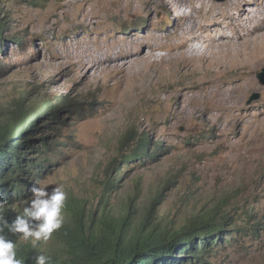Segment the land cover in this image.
<instances>
[{"label": "rangeland", "instance_id": "1", "mask_svg": "<svg viewBox=\"0 0 264 264\" xmlns=\"http://www.w3.org/2000/svg\"><path fill=\"white\" fill-rule=\"evenodd\" d=\"M200 1L0 0V122L41 116L31 140L52 144L43 181L49 192L64 185L62 229L77 204L91 221L104 210L126 217L127 241L143 229L158 236L227 221L243 234L210 264H264V0ZM183 52L216 63L203 56L189 71L172 62ZM206 85L231 87L236 102L217 106ZM68 101L80 109L62 107ZM53 107L63 125L47 126ZM59 233L41 249L63 258Z\"/></svg>", "mask_w": 264, "mask_h": 264}, {"label": "trees", "instance_id": "2", "mask_svg": "<svg viewBox=\"0 0 264 264\" xmlns=\"http://www.w3.org/2000/svg\"><path fill=\"white\" fill-rule=\"evenodd\" d=\"M3 31L0 26V50L4 45ZM69 106L74 111L80 109L79 105L69 101L62 104L65 108ZM57 107L49 110L52 115L47 126L66 122L58 118ZM33 119L29 122V116H26L0 122V199L6 202L4 215L9 222L16 218L11 215V207L29 198L27 189L30 191L33 183L43 181V175L51 166L46 151L52 144L46 137L39 140L38 147L32 145L31 137L38 131L36 127L41 116ZM138 146L141 148L139 155L149 157L148 143L141 140ZM156 153L157 150L153 152ZM73 209L71 225L59 229L67 255L63 258L49 255L50 264H210L215 250L225 249L243 234L241 226L228 229L227 221L203 220L165 235L157 236L155 228L143 229L144 237L139 235L127 241L126 217L115 219L104 210L99 219L91 221L85 217L84 208L77 204ZM5 234L17 242V258L23 259L24 264H34L37 253L26 249L23 242L7 230Z\"/></svg>", "mask_w": 264, "mask_h": 264}, {"label": "clouds", "instance_id": "3", "mask_svg": "<svg viewBox=\"0 0 264 264\" xmlns=\"http://www.w3.org/2000/svg\"><path fill=\"white\" fill-rule=\"evenodd\" d=\"M30 191L31 197L11 222L4 215L6 202L0 199V264H24L23 259L17 258V242L9 239L5 230L37 250L34 264H50L51 257L41 249V244L63 226L67 193L63 184H56L49 192L44 181H37Z\"/></svg>", "mask_w": 264, "mask_h": 264}, {"label": "bare ground", "instance_id": "4", "mask_svg": "<svg viewBox=\"0 0 264 264\" xmlns=\"http://www.w3.org/2000/svg\"><path fill=\"white\" fill-rule=\"evenodd\" d=\"M199 2H201L200 0H199ZM202 3H204V2H201V4ZM166 4V3H165ZM167 5V4H166ZM195 27V26H194ZM185 29V28H184ZM262 29V28H261ZM181 30V29H180ZM179 30V31H180ZM182 31H183V33L185 32H188V31H190L189 29L187 30H183V28H182ZM254 31V30H253ZM259 31V30H258ZM263 32V31H262ZM193 33V32H192ZM188 34V33H187ZM185 35V34H184ZM253 35H256V34H253ZM187 36H189V35H187ZM191 36V35H190ZM248 36V35H247ZM251 37V36H250ZM256 37H260V36H256ZM256 37H253V38H256ZM263 37V36H262ZM223 38V37H222ZM191 39V38H190ZM260 39V38H259ZM258 39V40H259ZM245 40H246V38H245ZM250 40H252V39H249V41ZM256 40L257 39H255L254 41H253V50L255 51V50H257L258 49V47L259 46H257L256 44H255V42H256ZM219 41V40H218ZM247 41H248V39H247ZM261 41V40H260ZM260 41H258V43H260ZM211 43H212V41H211ZM245 44L247 43V42H244ZM185 44V43H184ZM183 44V45H184ZM215 44V43H214ZM214 44H210V46H209V48H211V49H213L214 47H215V45ZM251 44V43H250ZM206 45V44H205ZM209 45V44H208ZM207 45V46H208ZM247 46H249V45H247ZM252 46V45H251ZM232 47V46H231ZM246 46L244 45V47H243V51L242 52H244V50L246 49V48H248V47H246ZM181 48H182V45H181ZM202 48V47H201ZM232 49H233V47H232ZM230 50H231V48H230ZM235 50V49H234ZM260 50V49H259ZM263 50V49H262ZM210 51V50H209ZM235 51H237V50H235ZM235 51H232V52H226L225 54H224V56L225 55H230V54H233V52L235 53ZM207 52H208V50H207ZM251 52V51H250ZM260 52V51H259ZM258 52V53H259ZM204 53H206V52H204ZM209 53V52H208ZM257 53V52H256ZM257 53V54H258ZM235 54H238V53H235ZM239 54H240V51H239ZM246 54V53H245ZM254 54V53H253ZM234 55V54H233ZM232 55V56H233ZM247 55V54H246ZM263 55L264 54H262V57H263ZM203 56H205V54H203V52L202 53H196V54H194V55H192V56H190V55H188L187 53H180L179 55H176L175 57H173L172 59V62L173 63H175V64H186V66L188 65L189 66V69H187L186 68V70H189V71H191V67L193 66V64H195V62H196V60H198L200 57H203ZM231 56V57H232ZM240 56V55H239ZM238 56V57H239ZM241 56H243V54L241 55ZM250 56H251V54H250ZM214 57H215V54H212V55H207V56H205V58L206 59H210V62H209V65H212V63L213 64H215L213 61H215V59H214ZM230 57V58H231ZM249 57V56H248ZM256 57V56H255ZM150 58H152V56H149V57H146V58H140L141 59V61H132V63L130 64V66H131V68H133V66H136V64L137 63H139V62H147ZM216 58H217V55H216ZM227 58V57H226ZM229 58V57H228ZM232 58H234V57H232ZM236 58H237V55H236ZM242 58V57H241ZM251 58H253V57H251ZM261 57H260V55H259V60H261L260 59ZM217 59H219V58H217ZM235 59V58H234ZM248 59V58H247ZM255 59V58H254ZM236 60V59H235ZM241 60V59H240ZM264 60V59H263ZM200 61V60H199ZM217 61V60H216ZM237 61H239V60H237ZM247 61V60H246ZM248 61H250V60H248ZM235 62V61H234ZM253 62H255V61H253ZM237 63V62H236ZM143 64V63H142ZM174 64V65H175ZM224 64V63H223ZM244 64V66H245V60H243V62H242V64L241 65H243ZM141 65V64H140ZM154 65V64H153ZM218 65V64H217ZM217 65H215V66H217ZM226 65V64H225ZM237 65V64H236ZM250 65H251V63H250ZM262 65H263V63H262ZM176 66H178V65H175V68H176ZM258 66H259V64H258ZM212 67V66H211ZM253 68H254V64H253V66H252ZM257 67V66H256ZM125 68V67H124ZM128 68V67H127ZM173 69H174V67H173ZM196 69V68H195ZM209 70V69H208ZM208 70H206V71H208ZM195 71V70H194ZM141 71H139V73H140ZM187 72V71H186ZM211 72V71H210ZM135 73V72H134ZM138 73V74H139ZM195 73V72H194ZM205 73V72H204ZM203 73V74H204ZM209 73V72H208ZM223 73V72H222ZM197 74H198V72H197ZM201 74V73H200ZM205 75V74H204ZM218 76V75H217ZM217 76H215V77H217ZM217 78H219V76L217 77ZM215 80V79H214ZM216 81V80H215ZM208 85V84H207ZM207 85H206V88H204V93L206 94V99H207V97L209 98V101H211V100H213L214 98H217L218 97V102H217V106H222L223 105V103L224 102H226V101H231V103L232 102H236L235 101V99L233 98L234 97V94L235 93H233L234 92V90L231 88V87H224V88H221V89H219V90H217V91H211L210 90V87H208L207 88ZM212 86V85H211ZM236 89V88H235ZM239 98V97H238ZM206 120L209 122V121H212L213 120V117L212 116H210V115H208L207 117H206ZM213 121H215V120H213Z\"/></svg>", "mask_w": 264, "mask_h": 264}, {"label": "water", "instance_id": "5", "mask_svg": "<svg viewBox=\"0 0 264 264\" xmlns=\"http://www.w3.org/2000/svg\"><path fill=\"white\" fill-rule=\"evenodd\" d=\"M218 2H225L226 0H216ZM260 82L264 85V70L258 75Z\"/></svg>", "mask_w": 264, "mask_h": 264}]
</instances>
